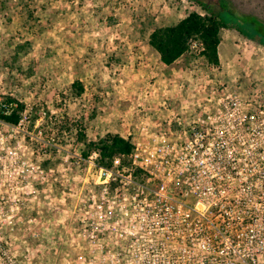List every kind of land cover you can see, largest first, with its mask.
<instances>
[{"label": "rangeland", "instance_id": "374dc122", "mask_svg": "<svg viewBox=\"0 0 264 264\" xmlns=\"http://www.w3.org/2000/svg\"><path fill=\"white\" fill-rule=\"evenodd\" d=\"M202 1L264 39V0ZM192 11L207 15L190 0H0V100L25 105L28 137L18 132L17 141L44 171L31 170L28 187L16 189L20 202L8 203L19 209L2 219L15 230L2 226L0 243L9 246L0 264H75L85 252L79 233L103 186L97 166L81 158L76 131L61 132L65 117L82 120L92 140L119 134L148 143L151 131L177 130V118L202 115L227 89L248 96L264 87V46L236 30L222 32L218 68L199 51L172 66L161 61L151 33ZM77 79L82 97L72 95Z\"/></svg>", "mask_w": 264, "mask_h": 264}, {"label": "built area", "instance_id": "2783aa9c", "mask_svg": "<svg viewBox=\"0 0 264 264\" xmlns=\"http://www.w3.org/2000/svg\"><path fill=\"white\" fill-rule=\"evenodd\" d=\"M202 112L177 118L169 133L151 131L128 164L117 158L109 169L90 158L103 195L83 221L75 264H264V87L248 96L227 89ZM28 119L26 110L18 125L0 116V233L15 230L2 219L15 218L16 189L28 187L31 170L44 172L17 141L18 132L27 139Z\"/></svg>", "mask_w": 264, "mask_h": 264}, {"label": "trees", "instance_id": "16d2710c", "mask_svg": "<svg viewBox=\"0 0 264 264\" xmlns=\"http://www.w3.org/2000/svg\"><path fill=\"white\" fill-rule=\"evenodd\" d=\"M207 15H202L198 11L190 12L184 19L174 26L157 27L150 35V45L160 54L161 61L166 66H172L190 51L193 41H200V54L212 66L218 68L221 65L219 48L222 43V32L224 30H236L243 36L258 41L264 46V39L257 36L255 30L253 34L247 33L242 28L232 23V19L215 5H210L202 0H190ZM215 4V3H212ZM221 7V6H220ZM222 8V7H221ZM32 16V15H30ZM20 46L18 50H23ZM85 94V86L79 80L72 84V95L82 97ZM6 108L0 112V116L7 123L18 125L26 107L11 97L3 101ZM7 112L8 114H5ZM61 132L76 131L77 145L81 146V158L89 161L96 154V163L99 167L112 168L114 161L121 158L123 162L129 160L135 149V144L119 134H108L99 139L92 140L88 136L87 129L82 120L73 121L70 117H65L61 123ZM45 167L49 163H44ZM141 172V171H140ZM139 172V173H140ZM115 188V184H112Z\"/></svg>", "mask_w": 264, "mask_h": 264}]
</instances>
